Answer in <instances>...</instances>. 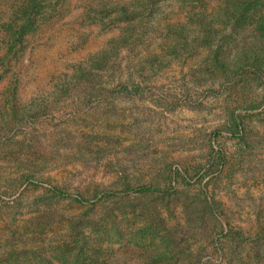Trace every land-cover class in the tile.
I'll return each mask as SVG.
<instances>
[{
	"label": "rangeland",
	"instance_id": "obj_1",
	"mask_svg": "<svg viewBox=\"0 0 264 264\" xmlns=\"http://www.w3.org/2000/svg\"><path fill=\"white\" fill-rule=\"evenodd\" d=\"M243 4L0 0V264H74L73 233L109 264H264V74L219 64L264 54Z\"/></svg>",
	"mask_w": 264,
	"mask_h": 264
},
{
	"label": "trees",
	"instance_id": "obj_2",
	"mask_svg": "<svg viewBox=\"0 0 264 264\" xmlns=\"http://www.w3.org/2000/svg\"><path fill=\"white\" fill-rule=\"evenodd\" d=\"M252 1L253 0H244V4L241 7V9H238L236 7L234 11L231 13L230 15L231 19L236 20L238 17L240 20L244 19L243 16L246 13H249L252 9L258 8L257 4H251ZM258 23H259L258 29L260 31H264V13L259 19ZM212 25H214V23ZM212 32H214V30H212ZM214 34H211V36L216 38ZM219 64L221 65L220 69L223 71V74L225 76H229L230 73H232L237 69L241 70V68H245L247 73L250 74H254V75L264 74V54H260L257 51H253L250 55L244 54L242 58L234 62L231 68L228 69L229 73L228 72L225 73L226 69H225V63L223 61H219ZM135 78L137 80H135ZM146 80L147 78L144 77L143 72H134V71L130 72V74L126 77V79H124L122 75L121 78L118 80L119 83L116 86V90H114L113 93L124 97L136 96L139 93H141L143 89L142 83ZM220 134H222V132H217V135ZM233 137L235 139L242 140L244 138V133L242 132V130H240V132L233 134ZM221 159L224 161V157H222ZM172 189H175V186H173ZM48 191L52 193L56 198H62V199L72 198L80 204H87L90 202V200L85 199L79 194L72 195L55 186H50L48 188ZM125 192L145 195L150 193H160V194L168 193V190L161 189L155 186H139L137 188L128 187ZM117 194L118 193L115 192L113 196ZM102 195L107 197L110 196V194L106 192H103ZM232 236L239 239L244 238L241 232H233ZM256 237L264 242V231L258 232ZM69 240L71 242H69V244H66L67 247L64 245L63 246L75 254L76 262L74 264H109L108 258L102 256L101 254L102 252H104L103 245L97 242L96 240L92 239L90 236H80L78 234L73 233L72 236L69 238ZM244 240L247 239L244 238ZM217 249L221 250L219 246H217Z\"/></svg>",
	"mask_w": 264,
	"mask_h": 264
}]
</instances>
